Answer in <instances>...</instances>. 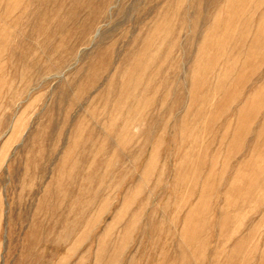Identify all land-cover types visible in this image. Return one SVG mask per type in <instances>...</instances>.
Masks as SVG:
<instances>
[{"label":"rangeland","instance_id":"374dc122","mask_svg":"<svg viewBox=\"0 0 264 264\" xmlns=\"http://www.w3.org/2000/svg\"><path fill=\"white\" fill-rule=\"evenodd\" d=\"M0 264H264V0H0Z\"/></svg>","mask_w":264,"mask_h":264}]
</instances>
